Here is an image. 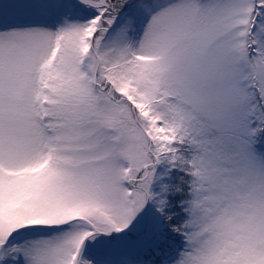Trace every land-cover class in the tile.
<instances>
[{"label": "snow or ice", "instance_id": "1", "mask_svg": "<svg viewBox=\"0 0 264 264\" xmlns=\"http://www.w3.org/2000/svg\"><path fill=\"white\" fill-rule=\"evenodd\" d=\"M0 264H264V0H0Z\"/></svg>", "mask_w": 264, "mask_h": 264}]
</instances>
